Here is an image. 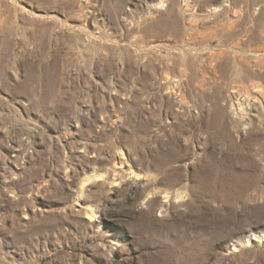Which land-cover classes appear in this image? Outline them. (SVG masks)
I'll return each instance as SVG.
<instances>
[{
  "label": "rangeland",
  "instance_id": "obj_1",
  "mask_svg": "<svg viewBox=\"0 0 264 264\" xmlns=\"http://www.w3.org/2000/svg\"><path fill=\"white\" fill-rule=\"evenodd\" d=\"M0 264H264V0H0Z\"/></svg>",
  "mask_w": 264,
  "mask_h": 264
},
{
  "label": "bare ground",
  "instance_id": "obj_2",
  "mask_svg": "<svg viewBox=\"0 0 264 264\" xmlns=\"http://www.w3.org/2000/svg\"><path fill=\"white\" fill-rule=\"evenodd\" d=\"M106 176V175H105ZM139 177V176H138ZM103 179H105V177L104 176H100V175H95V176H93V177H88V178H86V179H84L83 180V184H82V188L84 189V188H86L87 186H88V184H90L91 183V181L92 180H103ZM156 195V194H155ZM81 197V196H80ZM87 212H89L88 210H87ZM90 214V216H89V218H90V220L93 222V220H95L96 219V216H95V211H90L89 212Z\"/></svg>",
  "mask_w": 264,
  "mask_h": 264
}]
</instances>
